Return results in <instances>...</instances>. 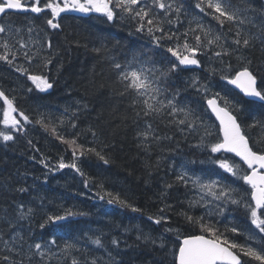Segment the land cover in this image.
Masks as SVG:
<instances>
[{
	"label": "snow or ice",
	"instance_id": "6c2138e0",
	"mask_svg": "<svg viewBox=\"0 0 264 264\" xmlns=\"http://www.w3.org/2000/svg\"><path fill=\"white\" fill-rule=\"evenodd\" d=\"M68 13L95 16L103 18L104 23H119L120 26L127 23L135 33H144L150 38L152 54L133 52L122 62L105 57L115 73V83L119 86L117 95L128 98L121 119L122 122L131 119L135 125L138 149L150 160L154 147L173 139L174 135L160 134L159 125L163 124L165 128H175L185 139L197 136V143L191 146L207 153V161L231 178L226 179L215 171L207 175L190 172L186 164L194 161L181 164L179 168L170 165L175 181L164 184L163 191L158 194L161 206L147 214V220L162 226V231L153 235L137 224L125 227L124 232L134 229L139 244L159 249L162 253L160 264H264V76L260 75L264 71V60L254 69L253 57L249 55L258 44L264 56V3L256 7L252 0H194L190 5L186 0H0V18L9 17L0 23V62L31 82L34 88L28 87L27 92L35 89L43 93L54 87V80L46 74L56 55L51 37L63 30L62 21ZM13 15H24L26 23L17 26L11 19ZM182 17L188 18V23L180 31ZM37 20L41 23H36ZM226 25H230L227 31ZM249 25L256 31H251ZM76 43L79 45V41ZM92 51L101 54L109 50L101 42ZM201 56H207V65ZM193 66L207 75L200 76L193 71ZM60 67L62 65L57 71ZM184 71L193 72L185 81L186 88L173 89L169 81ZM216 76L238 90L253 106L245 109L239 100L231 97L230 91H214L212 79ZM188 88L202 97L214 122L209 123L197 108L179 99L181 92ZM0 101V125L3 126L0 141H15L17 134L27 133L26 125L33 124L65 145V151L71 152V160L60 154L54 163L41 154L38 163L47 170L45 178L49 173L72 169L84 179V187L88 188L92 178L80 167L81 158L94 155L105 165L111 163L105 152L108 145L100 141L94 128L83 130L93 137L89 146L79 142L81 132L70 136L60 131L64 127L71 130L78 127L79 108L65 107L58 117L38 111L33 120L18 108L16 98L9 97L2 89ZM245 114L249 118L247 123L242 120ZM254 129L259 130L255 137L251 134ZM97 142L100 147L96 146ZM28 144L35 148L31 140ZM161 159L158 156L155 165L146 160L145 167H159ZM205 162L200 161L201 164ZM213 175L218 178H211ZM174 184L195 193L182 201L187 210L176 213L184 221L183 226L172 225L169 213L174 206L166 202ZM97 187L100 191L96 195L100 200L107 197L109 205L145 214L144 209L128 199L104 191L102 183ZM16 191L25 193L28 188L19 187ZM197 207L205 211L201 215L192 214ZM233 211H242L248 224H238L233 218L221 230V221L214 217L226 213L231 216ZM34 214L35 209L21 201L14 202L11 212L5 209L0 215V224L6 225L0 228V244L3 245L0 264H52L53 260L57 264H101L102 260L104 264H123V260L117 258L121 251L119 238L113 237L109 241L112 248H109L102 239L105 233L93 236L84 232L83 236L87 237L86 243L103 249L106 259L90 255L91 249L82 248L80 236L52 235L43 239L31 232L25 236L18 230L23 227L20 222L30 221ZM87 215L84 211L65 209L62 215L46 214L39 227L45 229L68 217ZM236 236H243V241L235 239ZM73 253H80L83 259Z\"/></svg>",
	"mask_w": 264,
	"mask_h": 264
},
{
	"label": "trees",
	"instance_id": "16d2710c",
	"mask_svg": "<svg viewBox=\"0 0 264 264\" xmlns=\"http://www.w3.org/2000/svg\"><path fill=\"white\" fill-rule=\"evenodd\" d=\"M186 2L190 5L194 3V0H186ZM252 3L259 7L262 0H252ZM8 19L9 17H2L0 23ZM11 19L17 26L26 23L24 15H13ZM182 19L184 22L182 26H179L180 31H183L188 23V18L182 17ZM36 23L39 24L41 21L37 20ZM62 23L63 30L56 31L51 37L56 55L54 63L49 66L50 71L46 72L54 80V87L43 93L35 89L29 93L27 88H34L31 82L15 72L12 67L0 62V89L4 90L9 97L14 96L18 108L26 111L33 120L38 111L50 112L53 117H58L65 107H69L70 110L79 108L78 127L75 130L64 127L60 131L70 136L81 132L79 142L89 146L93 137L90 132L83 130L89 127L94 128L99 134L100 141L108 145L105 152L110 157L111 163L105 165L94 155L81 158L80 167L92 178L88 188L84 187V179L72 169L49 173L45 178L44 173L47 170L38 163L41 154L50 157L51 162L54 163L60 154H63L66 160H71V152L65 151V145L46 133L39 125L28 124L26 125L27 133L17 134L15 141H0V215L5 209L11 212L14 202L23 201L35 209V214L30 221L20 222L23 227L18 230L25 236L29 232L43 239H48L52 235H61L65 238L80 236L82 248L91 249L90 255L103 256L106 259L104 250L86 243L87 237L83 236L84 232L93 236L105 233L102 239L109 248H112L109 241L113 237L119 238L121 251L117 258L122 259L123 264H160L162 257L160 250L139 244L135 240V230L125 233L124 228L139 224L146 232L151 231L153 235H158L162 231V226H156L147 220V214L154 213L156 208L161 206L158 194L163 191L164 184L175 181V172L169 166L179 168L181 164L194 161V163L186 164L190 172L207 175L215 171L222 173L226 179L231 178L216 165L207 161V153L191 146L197 143V136H188L185 139L175 128H165L163 124H160L158 129L160 134L174 135V138L164 140L158 147H154L149 160L137 147L138 141L132 120L122 122L121 118L126 112L128 98L117 95L119 86L115 83V73L110 68V61L105 57L111 56L122 62L133 52L152 54L153 45L146 34L135 33L127 23L123 26L119 23H104L103 18L83 16L79 13H68ZM212 23L215 24V21ZM228 27L230 25L225 26V31ZM247 27L251 29L250 25ZM251 31L256 30L251 29ZM101 42L109 51L101 54L93 52L92 49L99 47ZM249 55L253 57L254 69L261 60H264L258 44ZM200 59L205 65L209 63L207 56H201ZM59 65L62 67L57 71ZM193 71L202 77L207 75L202 69H195L194 66ZM192 74V71L180 72L173 76L169 83L173 89H185V81ZM260 75L264 76V71ZM212 86L214 91H230L231 97L239 100L245 109L253 106L232 86L221 81L219 76L212 79ZM179 99L197 108L209 123L214 122L202 97L194 89L188 88L182 91ZM78 101L79 104H77ZM85 104L86 108L83 107ZM256 110L259 111L258 108ZM127 114L131 116V111L128 110ZM242 120L245 123L249 122L246 114L242 116ZM2 128L3 126L0 125V129ZM258 131L254 129L251 134L255 137ZM28 140L32 141L35 148L29 146ZM96 146L101 145L97 142ZM158 156L162 157L159 167L151 169L145 167L146 160L155 165ZM30 157H36V159H30ZM201 160L206 162L201 164ZM211 178L218 177L213 175ZM101 183L104 191H110L128 199L144 209L145 214L133 213L115 204L109 205L107 197L100 200L96 194L100 191L97 185ZM19 187L28 188V191L25 193L16 191ZM194 195V191H189L180 184H174V187L168 191L166 202L174 206L173 211L169 213L173 226L184 225V221L176 213L182 209L187 210L186 203L182 201ZM65 209L84 211L89 215L68 217L45 229L39 227L46 214L62 215ZM204 211L205 209L197 207L192 210V214L201 215ZM233 218L238 224H248L242 211H233L231 216L226 213L225 216L214 217L221 221L219 224L221 230L224 224ZM4 227L6 225L0 224V228ZM188 230L185 229V231ZM229 235L232 234L229 233ZM5 238L8 237L5 236ZM235 239L243 241L244 237L236 236ZM137 244L139 247H136ZM0 247L3 245L0 244ZM113 251L116 254L114 249ZM73 254L83 259L80 253ZM52 264L57 262L53 260ZM101 264H104L103 260Z\"/></svg>",
	"mask_w": 264,
	"mask_h": 264
},
{
	"label": "water",
	"instance_id": "95a60500",
	"mask_svg": "<svg viewBox=\"0 0 264 264\" xmlns=\"http://www.w3.org/2000/svg\"><path fill=\"white\" fill-rule=\"evenodd\" d=\"M262 3H264V0H262ZM233 88V87H232ZM235 90V89H234ZM237 93H239V91L238 90H235ZM242 97H243V95L241 94V93H239ZM243 98H245V97H243ZM245 99H247V98H245ZM248 100V99H247ZM206 106V105H205ZM209 111V110H208ZM210 113V112H209ZM213 117V116H212ZM213 119H214V117H213ZM217 124H218V122H216ZM238 159V158H237Z\"/></svg>",
	"mask_w": 264,
	"mask_h": 264
}]
</instances>
